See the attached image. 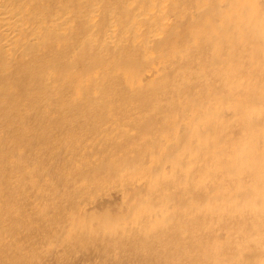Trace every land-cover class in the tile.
I'll use <instances>...</instances> for the list:
<instances>
[{
  "label": "bare ground",
  "instance_id": "bare-ground-1",
  "mask_svg": "<svg viewBox=\"0 0 264 264\" xmlns=\"http://www.w3.org/2000/svg\"><path fill=\"white\" fill-rule=\"evenodd\" d=\"M98 242L264 264V0H0V264Z\"/></svg>",
  "mask_w": 264,
  "mask_h": 264
},
{
  "label": "rangeland",
  "instance_id": "rangeland-1",
  "mask_svg": "<svg viewBox=\"0 0 264 264\" xmlns=\"http://www.w3.org/2000/svg\"><path fill=\"white\" fill-rule=\"evenodd\" d=\"M70 38L69 37H66L65 40H66V43H67V40ZM23 55L20 56V58H18L20 61H22V57ZM104 147L103 148H100L101 151H103ZM49 156V155H48ZM55 156V155H54ZM44 158L46 157H42V162H46V164L48 165L49 163H52L54 164V166L58 167L60 164V161L57 160L55 158V160L53 161H49L48 160L46 161V159L44 160ZM47 168H49L48 166H46ZM50 172H52L50 170ZM43 173H47V170L46 169H43ZM55 172L52 174H50L48 177H49V180H53L54 178V175ZM40 175V173H39ZM46 177V175H43L42 177L40 176L39 177V180H41L42 178ZM22 198V197H21ZM23 199V198H22ZM59 199V198H58ZM57 199V200H58ZM56 200V201H57ZM29 201H27L28 203ZM63 202L62 199H59V203L58 204V208L57 211L60 210V207L63 206ZM62 203V204H61ZM65 203V202H64ZM31 203H28L27 204V209L30 208ZM30 210V209H28ZM27 210V211H28ZM25 215V213H23ZM28 214V213H27ZM60 216L59 215H55V219H56V222L60 221ZM20 223H24L23 221H21ZM42 226H39V227H32L30 228V230L28 229L27 232L24 234H19L18 232V235L20 236V238L22 240H24V243L26 244V249L30 252L31 250L32 251H35L34 249H37V246L38 245H42V244H45V245H49L48 243V238L47 235H48V232H49V229H45V231L43 230V227H42V230L41 229ZM21 230V228L19 229ZM35 231V232H34ZM46 232V234H45ZM35 233V235H34ZM42 233V234H41ZM33 240H32V238ZM43 237V238H42ZM31 239V240H30ZM40 239V240H39ZM42 239V240H41ZM29 240V241H28ZM52 240V239H51ZM34 241V242H33ZM36 241V242H35ZM38 242V244H37ZM30 243V244H29ZM31 244H34L35 246H30ZM99 245H94V244H87L85 246H83L82 249H80V247H77L75 250L73 249H70V250H64V252L62 251V253L60 251L56 252L55 251V248H47L44 252H40V250L35 253H31L29 256L30 258L28 259V257H22V256H19V255H15V254H12L9 256V259H8V263L7 261H5L3 263V261L1 262V264H27L25 262H30L31 264H96L97 262H99V260L101 258H103V253L105 254H108L107 252L111 251V247L110 246H107V244H104L102 242H98ZM100 244H103V245H100ZM44 245V246H45ZM106 245V246H105ZM104 247L105 250H104ZM120 247V246H119ZM130 247V246H129ZM30 248V249H29ZM101 248V249H100ZM38 250V249H37ZM91 252H90V251ZM109 250V251H108ZM69 251H71L69 253ZM76 251V252H75ZM48 252V253H47ZM54 253V254H53ZM59 253V254H58ZM67 255V256H66ZM57 256H60L57 257ZM63 256V257H62ZM66 256V257H64ZM70 256V257H69ZM17 257V258H16ZM22 257V258H20ZM138 257V256H137ZM46 258V259H45ZM59 258V259H58ZM63 258V259H62ZM11 259V260H10ZM49 259V260H47ZM43 260V261H42ZM137 260V261H136ZM136 260L134 261H130L128 259H124L125 263L123 264H138L140 263L142 260H144V257H138L136 258ZM1 261V260H0ZM63 261V262H62ZM127 261V262H126ZM108 264H112L110 261Z\"/></svg>",
  "mask_w": 264,
  "mask_h": 264
}]
</instances>
